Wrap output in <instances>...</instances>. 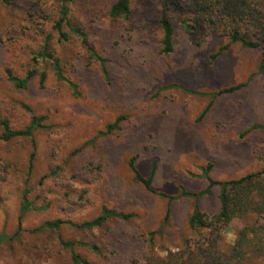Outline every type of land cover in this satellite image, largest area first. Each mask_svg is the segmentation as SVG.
Masks as SVG:
<instances>
[{
  "label": "rangeland",
  "instance_id": "1",
  "mask_svg": "<svg viewBox=\"0 0 264 264\" xmlns=\"http://www.w3.org/2000/svg\"><path fill=\"white\" fill-rule=\"evenodd\" d=\"M113 1L65 0L66 40L54 29L60 0L0 3V119L22 129L33 116L43 118L32 137L0 140V234L8 237L0 264H71L70 241L91 264H144L148 255L196 252L209 238L231 264H263L253 239L263 237L264 216H235L210 235V227H190L195 200L180 193H202L198 208L212 218L220 188L206 192L208 164L216 181L264 168V38L255 48L230 44L212 58L228 43L224 33L210 29L194 44L181 26L185 15L171 9L174 50L166 54L158 0H131L128 16L118 19L108 12ZM47 35L76 93L37 56ZM30 70L24 88L7 78ZM98 132L106 134L88 143ZM131 158L144 177L153 166L155 192L134 179ZM24 197L31 206L22 215ZM104 207L131 217L78 227ZM55 220L65 223L39 229Z\"/></svg>",
  "mask_w": 264,
  "mask_h": 264
},
{
  "label": "trees",
  "instance_id": "2",
  "mask_svg": "<svg viewBox=\"0 0 264 264\" xmlns=\"http://www.w3.org/2000/svg\"><path fill=\"white\" fill-rule=\"evenodd\" d=\"M131 0H114L109 7V15L113 19L126 18L130 10ZM65 0H60V17L55 21L54 29L57 31L60 39L66 40L68 32L63 30L64 21L67 17V6ZM3 5L9 6L12 0H0ZM160 7V16L158 18L159 28L161 30V51L163 53H171L174 50V35L175 28L169 12L171 9L181 12L185 15L181 20V26L185 32L188 33L191 41L199 45L204 36L210 29H220L222 33L228 38V43L220 47L212 58L218 57L230 44L239 43L240 45L248 48H255L261 44L264 38V0H158ZM72 32L78 36H83L79 28H72ZM50 35L46 36V41L37 56L42 60H48L53 74L57 80L66 82L73 92L76 93V86L63 74L62 67L59 59L54 56L50 50L49 41ZM93 57L99 61H103L94 50L89 49ZM36 56V57H37ZM34 71H27V74L20 78L13 75L10 71L7 72L8 80L18 88H24ZM40 83L45 80V73L43 71L38 74ZM174 87V85H171ZM240 85H234L221 89L219 92H230L238 89ZM198 95L203 93L190 91ZM219 92L212 93L211 96L215 97ZM42 117L33 116L29 123L22 129H14L9 125L7 119H0V140L9 141L17 137H32L34 130L43 126ZM109 131V128H108ZM106 132H98V134L88 143L94 141L98 136L105 135ZM129 168L133 173L134 179L141 183L143 187L150 191L155 192L151 186L153 166L147 177L142 176L134 165V158L129 160ZM211 164H208L203 169L202 175L208 181L206 192L214 186L218 185L219 192V211L212 218H208L202 213L197 205L200 194H189L181 192L182 196H192L195 200L193 210L189 216L188 223L192 228L204 227L211 228L212 231L218 230L225 226L233 217L242 216L250 211H255L259 215L264 216V168L255 172L249 173L240 177L239 179L228 181L212 180L208 176ZM161 196L173 199L163 193H158ZM31 204L24 197L21 203V214H25L30 209ZM130 213L116 212L112 209L104 207L100 215L92 220L84 221L78 225L80 228L92 229L101 226L105 221L110 218L116 219H129ZM63 223L61 220L47 221L42 224L39 229H57ZM263 237L258 238L254 243L264 258V223L260 224ZM245 236V235H244ZM8 237L0 234V242ZM252 240V241H253ZM75 242H66L64 245L70 250L71 264H91L82 258L79 254L72 250V245ZM253 245V244H252ZM250 249L252 246H248ZM91 249L97 251L95 246ZM253 252L254 249H251ZM231 258H224L221 256L216 248V238H209L204 245L200 244L197 251L180 250L178 252H169L165 257H155L153 255L146 256L144 264H231ZM264 261V260H263ZM264 264V262H263Z\"/></svg>",
  "mask_w": 264,
  "mask_h": 264
}]
</instances>
